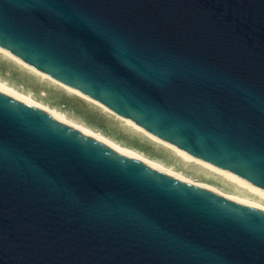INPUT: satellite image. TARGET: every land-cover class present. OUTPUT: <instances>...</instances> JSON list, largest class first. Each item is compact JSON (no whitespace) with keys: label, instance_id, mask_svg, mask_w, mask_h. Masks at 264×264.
I'll return each mask as SVG.
<instances>
[{"label":"water","instance_id":"95a60500","mask_svg":"<svg viewBox=\"0 0 264 264\" xmlns=\"http://www.w3.org/2000/svg\"><path fill=\"white\" fill-rule=\"evenodd\" d=\"M0 48L264 192V0H0ZM0 264H264V211L0 89Z\"/></svg>","mask_w":264,"mask_h":264},{"label":"rangeland","instance_id":"374dc122","mask_svg":"<svg viewBox=\"0 0 264 264\" xmlns=\"http://www.w3.org/2000/svg\"><path fill=\"white\" fill-rule=\"evenodd\" d=\"M2 56L4 55L0 53V81L9 87H13L16 91H21L20 93L31 97L52 110L60 112L73 122L95 132L97 131L96 133H100L109 140L125 146L133 153L141 155L152 162L164 164L167 168H171V170H175L198 183L243 197L251 201L254 206L264 208L262 197L254 198L255 195L247 194L246 191L225 183L220 177L215 178L200 168L197 169V167L194 168L181 161L179 162L171 150L164 149L145 134L137 133L131 127L128 129V126L122 121L120 122L119 118L101 110L93 102L61 86L41 82V77L32 72L29 73L19 69L20 66L12 63L11 58L7 57L5 59L6 56Z\"/></svg>","mask_w":264,"mask_h":264},{"label":"bare ground","instance_id":"6f19581e","mask_svg":"<svg viewBox=\"0 0 264 264\" xmlns=\"http://www.w3.org/2000/svg\"><path fill=\"white\" fill-rule=\"evenodd\" d=\"M0 53L3 54L5 57V59L7 57L11 58L12 63H15L16 65L20 66L21 69H23V71L25 72H32L34 73L36 76L38 75L39 77H41L42 79L41 82H45V83H51L54 86H61L71 92L76 93L79 96H82L84 98H86L87 100L93 102L94 104H96L97 106L100 107L101 110H104L105 112L113 115L114 117H117L120 119V122L122 121V123H125L128 126V129L131 127L132 129H134L137 133L140 134H145V136H147L148 138H150L151 140H153L156 144L162 146L164 149H169L174 153L175 158H177L176 160H178L179 162H183L186 165H190L191 167H197L204 170L208 175H212L215 178L220 177L225 183L233 185L235 187L240 188L241 190H244L247 192V194H252L253 196L255 195L254 198L258 197H262L264 199V192L259 190L258 188H256L255 186H252L251 184H249L247 181L241 179L238 176H235L233 174H230L228 172H225L215 166H212L211 164H208L202 160H199L193 156H190L189 154H187L186 152L176 148L175 146L168 144L154 136H152L151 134L147 133L145 130H143L142 128H140L139 126H137L136 124H134L133 122L121 118L120 116L116 115L115 113H113L112 111H110L108 108H106L105 106L89 99L88 97L82 95L80 92H78L77 90H74L72 88H69L63 84H61L60 82H58L57 80L51 78L50 76H47L39 71H37L36 69L32 68L31 66H29L28 64L22 62L21 60H19L18 58H16L15 56H13L12 54H10L9 52L3 50L0 48ZM8 60V59H7ZM9 61V60H8ZM13 65V64H12ZM0 89L11 93L12 95L24 100L25 102L31 104L32 106H34L36 109L40 110L42 113L46 114L49 117H52L53 119H55L56 121L63 123L67 126H69L70 128L82 133L83 135L87 136L88 138L106 146L109 148H112L115 152H117L118 154H121L124 157L130 158L134 161L140 162L158 172H162L168 176H171L177 180H180L186 184H190L192 186H198L202 189L214 192L228 200H231L233 202H236L238 204L247 206V207H251V208H255L261 211H264V208L261 207H257L254 206V204H252L251 201L240 197V196H236L234 194L231 193H227V192H223L220 191L219 189L216 188H212V187H208L206 185H203L201 183H198L194 180H191L187 177H185L184 175H181L180 173H178L175 170H171V168H167V166H165L164 164L158 163V162H152L149 159L140 157L136 154H132L130 152H128V150H125L124 148H122V146H120L119 144H117L116 142H113L112 140H109L108 138H106L105 136L101 135L100 133H96L95 131L86 128L84 126H81L73 121H71L70 119H68L66 116H64L63 114H60V112H57L55 110L50 109L49 107L35 101L34 99H32L31 97H28L18 91H16L15 88L13 87H9L8 85H6L5 83L0 81ZM174 159V158H173ZM173 161V160H172ZM193 168V169H194ZM189 171V170H188ZM196 176V175H195ZM197 177V176H196ZM208 177V176H207ZM200 178V177H199ZM209 178V177H208ZM222 184V183H221ZM232 187V186H231ZM223 189V188H222ZM230 192V191H229ZM247 200V201H245ZM260 203V202H259Z\"/></svg>","mask_w":264,"mask_h":264},{"label":"trees","instance_id":"16d2710c","mask_svg":"<svg viewBox=\"0 0 264 264\" xmlns=\"http://www.w3.org/2000/svg\"><path fill=\"white\" fill-rule=\"evenodd\" d=\"M17 66V65H16ZM19 69H21V67L19 68ZM76 98V97H75ZM114 142V141H113ZM118 144V143H117ZM120 146H122L121 144H119ZM122 148H124L125 150H128L127 148H125V146H122ZM128 152H130V153H132V154H136V153H133V152H131L130 150H128ZM140 152V151H139ZM136 155H138V154H136ZM138 156H140V157H143V156H141V155H138ZM144 158V157H143Z\"/></svg>","mask_w":264,"mask_h":264}]
</instances>
